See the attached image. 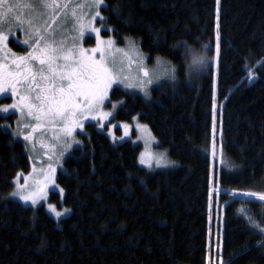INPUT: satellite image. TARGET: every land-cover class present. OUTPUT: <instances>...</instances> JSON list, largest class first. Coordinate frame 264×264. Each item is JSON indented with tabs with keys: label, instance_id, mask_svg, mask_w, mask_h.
I'll return each mask as SVG.
<instances>
[{
	"label": "trees",
	"instance_id": "16d2710c",
	"mask_svg": "<svg viewBox=\"0 0 264 264\" xmlns=\"http://www.w3.org/2000/svg\"><path fill=\"white\" fill-rule=\"evenodd\" d=\"M100 14L117 46L132 39L148 64L161 57L175 70L147 96L110 92L114 119L146 124L175 166L141 167L139 144L86 123L57 173L62 192L49 193L67 212L56 221L44 204L8 197L30 156L0 114V264H264V233L247 219L264 227V202L226 192L264 191V0H104ZM193 52L205 58L198 77Z\"/></svg>",
	"mask_w": 264,
	"mask_h": 264
},
{
	"label": "rangeland",
	"instance_id": "374dc122",
	"mask_svg": "<svg viewBox=\"0 0 264 264\" xmlns=\"http://www.w3.org/2000/svg\"><path fill=\"white\" fill-rule=\"evenodd\" d=\"M30 2V0H7V3L0 7V13L4 12L7 7L13 6V12L9 19L0 27V35L6 36V40H0V76L6 73L12 74L10 83L15 86L16 95L13 96L12 89L10 88L8 93L0 94V109H3L9 105L16 104L15 109H11L8 112L0 111V114L4 116H12L7 121V128L9 131L18 139H23L27 144L28 154L30 156V169L27 173H18L12 180L13 187L8 192L10 199L16 200L25 206L36 207L40 204L45 205L46 212L53 217L56 221L67 215L64 209L58 208L55 203L49 201V193L52 190L62 192L61 188L56 182V176L58 171L62 168L63 160L66 156L73 152V149L80 145L76 133L84 130L86 123H95L97 129L106 134L112 142L120 143L125 140H129L132 144L141 146L138 154V164L141 167H145L151 170H168L175 166V161L170 157L169 153L165 148H161L158 145V141L152 135L149 127L141 123L136 117L130 121H116L114 119L116 108L119 103L111 100L110 92L108 90V99L103 104H97L95 110L91 113L84 112L78 118L81 121L82 126L75 128L71 135H67L64 131L65 122L61 120L52 121L51 119H45L43 121H37L34 117L27 116L26 104L31 103L39 105V101L35 100V96L39 93V89L29 94L26 88L31 85L36 88L49 89L51 94V87L53 85L52 80H43L40 75H36V80L33 82L30 78L31 73H24V76H19L18 73L23 72V69H18L16 65L20 63V57H27L29 52H36L38 54V48L44 47V44H50L52 40H55L57 44L65 40L66 47L63 53H57V55L67 54L69 49H75V55L73 59H79V54L83 52L88 57H93L96 60L100 59V53H93L92 49L100 47L104 53L106 60L105 66L112 70V58L115 57L117 66L113 75H120L121 78L127 77L126 82H131L139 85L145 83V87L148 90L162 83V81L172 79L175 74V70L170 62L167 60H161V57H155L152 64H148L146 57L142 54L137 43L132 40H126L123 46L109 45V41H114L111 36H104L103 30H108L107 26L102 23H98L101 18L93 19L95 11L100 12L99 9H93L87 7V0H56L59 4L58 9L49 8L46 10V15L41 19L35 20L30 26L29 20L37 15V13H29V10L23 6L14 7L16 4L24 5ZM78 4L85 5L83 8L77 7ZM67 5V7H65ZM75 13V15H73ZM16 17H19L17 20ZM101 17V14H100ZM22 21V22H21ZM95 27L100 29L99 33L92 32L91 29ZM41 29L42 34L47 36V40L37 45L36 41L39 36L35 33V29ZM81 32L85 35L81 36ZM87 36L94 38L92 46H86L84 39ZM24 48L23 52L17 51L9 46V39H12ZM25 40L29 41V44H24ZM129 41L132 42L134 47H130ZM115 42V41H114ZM55 47V45H52ZM120 50V51H117ZM188 53H185V55ZM192 55H190V60ZM189 60L187 69L189 74L198 77L201 72L205 71V66L201 68L199 65H193L192 61ZM120 61L123 63L121 64ZM188 61V58H187ZM66 62L64 60L57 61V65H63ZM38 63L29 61L25 67H30ZM73 67H76L73 64ZM123 71H120V68ZM141 67L149 72V76L145 77ZM44 75L47 76V67L45 66ZM25 76H28V83L25 85L16 84V79L23 80ZM152 79L153 83L147 84L146 81ZM2 83V80H0ZM67 81L56 82V88L63 86L67 88ZM120 87L127 91L138 92L145 95L139 87L136 88H125L123 85ZM31 95V100L27 97ZM25 97V99H21ZM113 105H116L114 108ZM105 113H111L104 119ZM94 115L95 120L84 119V116ZM27 125V127H25ZM36 125H41L36 131L33 128ZM125 125L127 128H125ZM127 131V135L125 132ZM29 136V139L25 140L24 137ZM123 137V139H121ZM164 153L166 160L168 161L167 166H157L154 157ZM150 157H153L149 160ZM144 158L149 163L141 164L140 160ZM22 186V187H21ZM40 188H44V192L41 194L37 204L33 205L31 201L25 202L19 198V196H13L11 193L19 191L22 195H28L29 193L37 192ZM214 190V189H213ZM49 205L55 208V211L63 213L60 217H57L54 212L49 210ZM220 263V261L218 262Z\"/></svg>",
	"mask_w": 264,
	"mask_h": 264
},
{
	"label": "snow or ice",
	"instance_id": "6c2138e0",
	"mask_svg": "<svg viewBox=\"0 0 264 264\" xmlns=\"http://www.w3.org/2000/svg\"><path fill=\"white\" fill-rule=\"evenodd\" d=\"M217 5H219L220 0H216ZM7 3V0H0V7L4 6ZM104 0H87V7L93 9H99L103 6ZM25 7L29 10V13H37V15L33 16L29 20L30 26L34 23L35 20L41 19L46 15V10L49 8L58 9L60 6L56 3V0H30V2L20 5L16 4L14 7ZM85 5L78 4L77 7L83 8ZM67 7V5H65ZM13 12V6H9L6 10L0 13V27L9 19L11 13ZM75 15V13H73ZM101 18L100 12L97 10L94 13L93 19ZM18 20L19 17H16ZM102 19V18H101ZM22 22V21H21ZM92 32L99 33L100 29L93 27L91 29ZM35 33L39 36V39L36 41L37 45L41 44L45 40H47V36L42 34L41 29L36 28ZM85 35V33L81 32V36ZM7 37L0 35V40H6ZM220 35L219 31L216 34V59H218L220 55ZM24 44H29L28 40L23 42ZM109 45H114V41H109ZM52 45H55L53 47ZM130 47H134L132 42L129 41ZM66 47V41L62 40L58 44L55 40H52L50 44H44V47L38 48V54L36 52H29L27 57H20V63L16 65L18 69H23V72L18 73L19 76H24V73H31V80L35 82L36 75L39 74L41 79L47 81L52 80L53 85L51 87V94H49V89L39 88L37 85L36 88H33L29 85L26 88V91L31 94L33 91L39 89V93L35 96V100L39 101V105L28 103L25 105L27 107V116L34 117L37 121H43L45 119H51L52 121L61 120L65 122L64 131L67 135H71L72 131L75 128L81 127V121L79 120V116L84 112L91 113L95 110V106L97 104H103L106 99H108V90L113 87H119L123 85L125 88H136L139 87L141 91L144 92L145 96L148 95L147 89L145 87V83H140L139 85L126 82L127 77L121 78L120 75H113L112 72L115 71L117 66V61L115 57L112 58V70L105 66L106 60L104 57V53L100 47L92 49L93 53H100V59L96 60L93 57L86 56L83 52L79 54V59L74 60L73 56L75 55V49H69L67 54L57 55V53H63ZM120 51V50H117ZM64 60L66 63L63 65H57V61ZM204 57L202 55H198L196 53H192V64L199 65L204 63ZM29 61L37 62L38 68L36 65H32L30 67H25ZM122 64L123 62L120 61ZM73 64L76 67H73ZM45 66L47 67V72L49 75L45 76ZM120 71H123V68H120ZM141 71H143V75L145 77L149 76V72L141 67ZM247 78L251 81L253 80L254 74L251 68H249ZM12 79L11 73H6L3 76H0V94L8 93L9 89H12L13 96L16 95L15 86L10 83ZM28 76H25L23 80L16 79L15 83L20 85H25L28 83ZM174 79V77H173ZM59 81L61 84L64 81H67V88L63 86L56 88V82ZM147 84L153 83L152 79H148L146 81ZM31 95L27 97V99L31 100ZM21 99H25V97H21ZM123 103L122 101L120 102ZM17 107L16 104L9 105L3 109H0L2 112H8L11 109H15ZM115 108L116 105H113ZM215 107V106H214ZM111 115V113H105L103 118L107 119V117ZM84 119H92L95 120L96 116L89 115L84 116ZM41 125H36L33 128V131H36ZM27 127V125H25ZM125 128L127 126L125 125ZM215 131V129H214ZM127 131L125 135H127ZM25 140L29 139V136L24 137ZM123 139V137H121ZM212 156H216L215 143H213L212 148ZM153 157H150L152 159ZM156 160L157 166L163 167L167 166L168 161L166 160L165 154L161 153L158 156L154 157ZM141 164L149 163L144 158L140 160ZM220 172L219 169L214 170L213 181L219 183ZM22 187V186H21ZM44 192V188H40L37 192L29 193L28 195H22L19 191H14L11 193L13 196H19V198L25 202L31 201L33 205L37 204V202L42 199V193ZM212 193L210 192V198ZM233 195H241L244 197H248L254 200H258L260 202H264V191L255 192V191H246L243 193H233ZM49 210L54 212L57 217H60L63 213L55 211V208L52 205H49ZM247 209H241V213L244 214ZM249 224L253 228L259 229L261 233H264V227H261L256 221L251 217H247ZM264 243V241H262Z\"/></svg>",
	"mask_w": 264,
	"mask_h": 264
},
{
	"label": "bare ground",
	"instance_id": "6f19581e",
	"mask_svg": "<svg viewBox=\"0 0 264 264\" xmlns=\"http://www.w3.org/2000/svg\"><path fill=\"white\" fill-rule=\"evenodd\" d=\"M186 55H187V54H186ZM117 144H118V143H117ZM216 150H217V149H216ZM137 158H138V157H137ZM215 161H216V160H215ZM215 163H216V162H215ZM215 167H216V166H215ZM215 167H214V168H215ZM146 169H147V168H146ZM157 171H158V170H157ZM210 185H211V184H210ZM213 187H214V186H213ZM213 187H212V188H213ZM209 188H210V187H209ZM212 188H211V189H212ZM215 189H216V188H215ZM226 192H227V193H230L231 191L227 190ZM232 193H243V192H240V191H232ZM235 196L238 197V198H239V197H244V196H241V195H235ZM212 224H213V223H212ZM212 224H211V225H212Z\"/></svg>",
	"mask_w": 264,
	"mask_h": 264
}]
</instances>
